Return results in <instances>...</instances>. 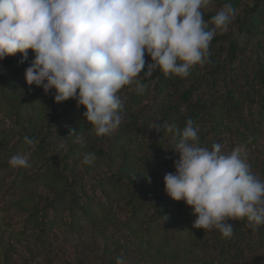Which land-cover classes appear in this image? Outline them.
Listing matches in <instances>:
<instances>
[{
    "label": "trees",
    "instance_id": "16d2710c",
    "mask_svg": "<svg viewBox=\"0 0 264 264\" xmlns=\"http://www.w3.org/2000/svg\"><path fill=\"white\" fill-rule=\"evenodd\" d=\"M225 3L235 16L227 31L217 30L204 64L187 77L157 68L141 78L143 94L135 84L122 88L123 120L109 135H96L74 99L57 103L55 89L27 84L31 50L23 62L20 53L0 60V264H52L33 251L52 235L85 230L100 235L107 264L117 257L130 264H264V225L253 230L244 219L229 220L233 236L224 238L215 228H194L193 209L165 192L164 176L175 171L179 153L178 137L163 128L183 129L188 119L199 129L193 143L211 149L219 142L225 154L241 147L264 181V0H213L202 9L204 20ZM145 60L152 63L147 54ZM26 136L39 141L34 149ZM30 150L28 167L9 164ZM87 153H95L91 165L82 164Z\"/></svg>",
    "mask_w": 264,
    "mask_h": 264
},
{
    "label": "clouds",
    "instance_id": "9594fccd",
    "mask_svg": "<svg viewBox=\"0 0 264 264\" xmlns=\"http://www.w3.org/2000/svg\"><path fill=\"white\" fill-rule=\"evenodd\" d=\"M213 0H0V60L28 50L34 60L26 69L28 85L55 89L54 101L74 99L83 117L105 136L123 120L118 95L125 86L143 94L147 78L159 68L165 75L187 77L203 65L217 30L227 31L236 10L230 3L206 22L202 9ZM209 23L213 27H209ZM152 63H147L145 55ZM147 71L141 77L142 69ZM157 131L161 125H155ZM178 137L179 159L174 172L164 176L165 192L184 201L197 218L193 227L219 230L224 238L234 232L229 220L244 219L257 230L264 225V181L252 171L235 147L222 152L221 143L199 147L197 127L188 119L183 129L164 125ZM76 132L70 131L69 135ZM30 149L39 143L24 138ZM31 150L10 158L14 168L29 166ZM95 153L83 156L91 165ZM150 181V177H148ZM116 264H126L123 257Z\"/></svg>",
    "mask_w": 264,
    "mask_h": 264
},
{
    "label": "rangeland",
    "instance_id": "374dc122",
    "mask_svg": "<svg viewBox=\"0 0 264 264\" xmlns=\"http://www.w3.org/2000/svg\"><path fill=\"white\" fill-rule=\"evenodd\" d=\"M41 250L51 257L52 264H107L109 260L103 252L101 237L96 230H85L74 235L57 233L52 235L50 243L44 248L34 250V256L39 257ZM126 264H130V259L126 260Z\"/></svg>",
    "mask_w": 264,
    "mask_h": 264
}]
</instances>
